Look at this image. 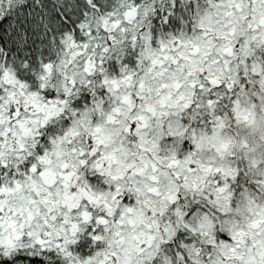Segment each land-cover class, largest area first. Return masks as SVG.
<instances>
[{"label":"snow or ice","instance_id":"obj_1","mask_svg":"<svg viewBox=\"0 0 264 264\" xmlns=\"http://www.w3.org/2000/svg\"><path fill=\"white\" fill-rule=\"evenodd\" d=\"M0 264H264V0H0Z\"/></svg>","mask_w":264,"mask_h":264},{"label":"clouds","instance_id":"obj_2","mask_svg":"<svg viewBox=\"0 0 264 264\" xmlns=\"http://www.w3.org/2000/svg\"><path fill=\"white\" fill-rule=\"evenodd\" d=\"M244 167H245V165L242 164V165H241V170H242V171L244 170ZM242 179H243V178H242Z\"/></svg>","mask_w":264,"mask_h":264}]
</instances>
